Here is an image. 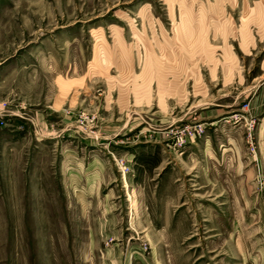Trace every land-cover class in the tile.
<instances>
[{
	"label": "rangeland",
	"instance_id": "obj_1",
	"mask_svg": "<svg viewBox=\"0 0 264 264\" xmlns=\"http://www.w3.org/2000/svg\"><path fill=\"white\" fill-rule=\"evenodd\" d=\"M0 264H264V0H0Z\"/></svg>",
	"mask_w": 264,
	"mask_h": 264
},
{
	"label": "built area",
	"instance_id": "obj_2",
	"mask_svg": "<svg viewBox=\"0 0 264 264\" xmlns=\"http://www.w3.org/2000/svg\"><path fill=\"white\" fill-rule=\"evenodd\" d=\"M9 113V106L7 102L0 101V115Z\"/></svg>",
	"mask_w": 264,
	"mask_h": 264
}]
</instances>
